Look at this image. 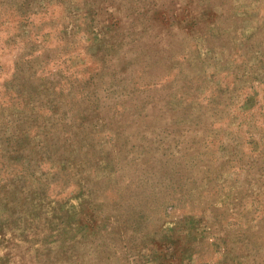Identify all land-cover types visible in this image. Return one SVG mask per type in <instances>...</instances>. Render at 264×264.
<instances>
[{
  "label": "rangeland",
  "instance_id": "obj_1",
  "mask_svg": "<svg viewBox=\"0 0 264 264\" xmlns=\"http://www.w3.org/2000/svg\"><path fill=\"white\" fill-rule=\"evenodd\" d=\"M0 264H264V0H0Z\"/></svg>",
  "mask_w": 264,
  "mask_h": 264
}]
</instances>
